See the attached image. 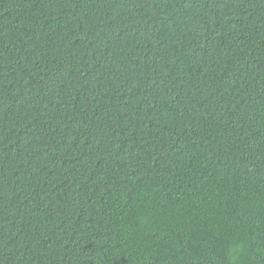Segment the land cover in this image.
I'll return each instance as SVG.
<instances>
[{
  "label": "trees",
  "instance_id": "obj_1",
  "mask_svg": "<svg viewBox=\"0 0 264 264\" xmlns=\"http://www.w3.org/2000/svg\"><path fill=\"white\" fill-rule=\"evenodd\" d=\"M0 264H264V0H0Z\"/></svg>",
  "mask_w": 264,
  "mask_h": 264
}]
</instances>
